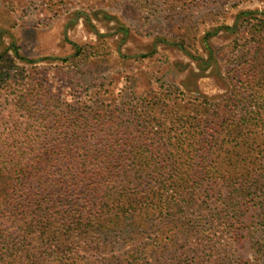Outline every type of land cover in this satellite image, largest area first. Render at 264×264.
<instances>
[{"label": "trees", "instance_id": "obj_1", "mask_svg": "<svg viewBox=\"0 0 264 264\" xmlns=\"http://www.w3.org/2000/svg\"><path fill=\"white\" fill-rule=\"evenodd\" d=\"M257 33L263 44L264 33ZM238 91L231 104L239 114H212L207 132L174 142L167 112L64 106L47 84L0 53V214L11 224H0L3 264H79L75 249L88 248L124 249L117 264H144L133 241L152 227L154 261L217 264L216 237L234 227L237 235H261L255 249L264 264V164L256 173L252 162L261 154L247 143L264 139V68L248 69ZM226 163L231 169L219 170ZM218 177L229 194L210 186ZM210 194L222 198L215 208ZM207 207L213 226L176 223L185 208L201 214ZM182 242L190 245L185 253L178 252Z\"/></svg>", "mask_w": 264, "mask_h": 264}, {"label": "rangeland", "instance_id": "obj_2", "mask_svg": "<svg viewBox=\"0 0 264 264\" xmlns=\"http://www.w3.org/2000/svg\"><path fill=\"white\" fill-rule=\"evenodd\" d=\"M258 31L264 33V0H0V53L14 59L35 81L47 84L64 106L104 110L137 106L155 117L167 112L174 142L188 143L198 131L200 137L218 112L239 114L231 104L235 91L248 69L253 74L264 68V43L258 40ZM177 115L182 122L174 121ZM248 141L261 154L252 162L261 173L264 139ZM240 143L245 153L248 144ZM230 169L226 163L219 170ZM210 186L229 194L219 177ZM210 198L211 208L222 200L218 194ZM209 207L201 214L185 208L186 215L176 216V223L182 221L187 229L213 226ZM1 223L4 228L11 225L2 214ZM234 230L221 228L217 235V264H263L255 249L261 235L246 231L237 235ZM133 242L144 264H169L162 256L154 261V227ZM177 246L184 253L190 247L185 242ZM143 248L146 256L141 255ZM123 252L88 248L75 249L74 255L79 264H117L126 257ZM185 255L183 260L189 263L193 253ZM6 258L1 255L0 263Z\"/></svg>", "mask_w": 264, "mask_h": 264}]
</instances>
